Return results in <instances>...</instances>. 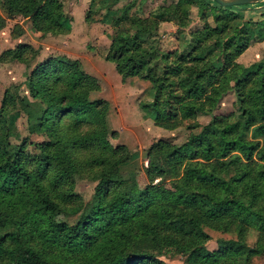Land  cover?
Masks as SVG:
<instances>
[{
  "label": "trees",
  "instance_id": "obj_1",
  "mask_svg": "<svg viewBox=\"0 0 264 264\" xmlns=\"http://www.w3.org/2000/svg\"><path fill=\"white\" fill-rule=\"evenodd\" d=\"M189 2L216 20L215 25L206 21L194 33L196 43L189 42V48H200L196 58L204 54L214 57V65L224 72L234 66V58L245 49L251 34L260 31L258 40L264 38V29L259 27L242 26L226 39L216 32L229 18L241 17L242 8L249 3ZM0 4L7 17L23 16L36 31L68 29L62 0H1ZM129 5L115 18L114 24L120 25L105 58L114 62L122 77L139 74L149 79L153 98L142 107L148 109L155 124L175 127L180 119L193 118L195 112L214 103L220 83H200L199 78L189 86L182 78L179 82L188 85L187 92L169 89L165 93L172 84L167 74L185 69L183 60L189 54L180 52V61L157 73V66L150 61L158 55L168 59L170 52L147 48L142 37L152 22L175 18L172 11L177 12L178 7H161L151 19L134 17L135 28L129 32L120 28L132 19L126 13ZM258 25H264L263 21ZM23 30L22 24L15 22L10 35L18 37ZM214 35L216 40L206 43ZM30 47L29 43H17L3 51L4 59L11 55L27 61ZM218 52L221 57L216 59ZM78 63L52 55L34 65L30 81L33 96L42 100L40 107L9 88L3 92L0 264H165L160 254L168 248L181 253L189 264H250L251 256L260 253L264 244V67L237 75L236 115H212L201 131L180 143L166 138L152 143L144 166L148 184L139 187L133 177L120 171L130 154L124 144H110L104 119L107 102L89 98L90 90L98 85ZM15 100L26 113L31 131L51 132L57 139L35 142L33 149L26 136L18 142L10 140L6 111ZM61 159L96 181L88 201L73 190L72 179L59 167ZM168 178L178 180L177 187L187 193L185 198L163 184ZM57 212L79 215L69 223L50 217ZM206 227L235 232L236 237L219 238L217 248L209 249L202 243L210 236ZM250 227L258 231V247L244 241Z\"/></svg>",
  "mask_w": 264,
  "mask_h": 264
},
{
  "label": "rangeland",
  "instance_id": "obj_2",
  "mask_svg": "<svg viewBox=\"0 0 264 264\" xmlns=\"http://www.w3.org/2000/svg\"><path fill=\"white\" fill-rule=\"evenodd\" d=\"M1 1V0H0ZM63 13L67 19L68 29L51 30L46 32H35L30 21L23 16H15L12 20L1 19L0 28V101L3 92L9 88L17 95L27 96L32 103L38 107L42 100L34 97L30 74L36 63L52 55L63 59L77 60L81 69L93 75L97 82V87L90 90V99H103L107 102L106 114L104 116L108 129L107 138L112 145L124 144L130 154V158L119 167L125 176L133 177L139 187L148 184L144 173V166L147 164L146 151L148 147L158 139L166 138L172 143H180L188 138L191 133H198L203 126L211 119L212 115L238 113V98L236 94L237 75H246L264 67V38L258 40L259 32L251 34L250 41L245 49L234 58V66L230 71L224 72L214 65V57L196 58L195 54L200 51L196 47L190 49L188 43H196L193 39L194 33L202 28L206 21L212 25L216 24L214 16L208 11L201 10L196 3L189 0H62ZM179 2V5L175 6ZM90 3V4H89ZM212 3L216 4L215 0ZM128 18L120 26L123 29L133 32L132 26L134 17L151 19L154 12L161 7L175 8V18L171 20L159 19L152 22L150 27L144 31L142 40L144 45L153 47L160 52H170L168 59H163L160 55L153 58L149 64L157 66V73L163 72L167 64L180 59L178 55L182 51H187L189 55L184 57L183 66L186 67L180 72H171L168 75L172 84L163 91L167 93L169 89L173 92H187L195 79L202 78L200 83L205 81L219 82L221 91L214 103L206 105L204 111L195 112L193 118H182L179 123L172 128H166L155 124L148 109L142 107L144 103H150L153 98V83L139 74L122 77L115 69L113 61L105 58L108 45L114 33L119 28V24H114L115 18L120 16L123 7ZM89 6V7H88ZM87 11L88 21L85 28L80 26L82 15ZM203 12L205 15H203ZM241 17H233L225 23V29L221 28L219 33L221 39H226L242 26L259 27L264 29V25L259 26L258 21L264 23V0L249 3L242 8ZM6 19V18H4ZM223 21V20H222ZM15 22H20L24 30L17 42L13 41L9 34ZM72 22V24H71ZM71 25L75 27L71 28ZM235 27V30H231ZM217 35L212 36L206 43L216 40ZM29 43L32 52L26 50L27 61H19L13 57L4 59L3 51L9 47L13 48L17 43ZM237 43V39L235 40ZM200 47V45H199ZM28 49V48H27ZM1 57H3L1 59ZM216 59L221 57L220 52L216 53ZM161 58V59H160ZM157 60V62H155ZM223 61V60H222ZM156 63V64H155ZM225 60L223 61V64ZM217 71V72H216ZM144 73V72H142ZM187 79L188 85H183L179 81ZM241 90V88H240ZM214 97H217L215 94ZM10 126L9 139L18 142L24 136L33 143L28 146L33 149L35 142L57 139L56 135L43 130L31 131L28 126V119L18 102L10 105L6 111ZM234 117V116H233ZM188 125H193L188 127ZM85 129L87 124L82 125ZM115 131L116 134H111ZM59 167L73 181V190L80 194L83 201H88L93 193L96 181L90 177L78 173L76 169L66 159L59 161ZM158 178L154 180L156 182ZM178 180L174 178L165 179L163 184L172 188L179 198H185L187 193L177 187ZM74 203V202H73ZM75 204V203H74ZM79 213L57 212L50 215L54 220L73 222ZM208 238L202 243L209 249L217 248V239L236 237L235 232L223 231L206 227ZM258 231L255 228H248L244 241L247 245L257 246ZM261 252L251 256L250 264H264V244L260 248ZM2 256L0 255V260ZM160 258L165 264H189L185 257L175 249H163Z\"/></svg>",
  "mask_w": 264,
  "mask_h": 264
},
{
  "label": "crops",
  "instance_id": "obj_3",
  "mask_svg": "<svg viewBox=\"0 0 264 264\" xmlns=\"http://www.w3.org/2000/svg\"><path fill=\"white\" fill-rule=\"evenodd\" d=\"M0 15L2 16V19H3V21L4 20H12V19H10L9 17H7L6 16V14H5V12L3 11V9H2V7H1V4H0ZM82 20H83V22L82 23H79L77 26H76V28H79L80 26H82L83 28H85L86 27V25L88 24L87 22L88 21H86L85 20V18H84V15H82ZM4 18H6V19H4ZM29 20V19H28ZM31 24V23H30ZM71 24H72V22H71ZM23 26V25H22ZM32 26V25H31ZM73 26L71 25V28H72ZM0 28H1V23H0ZM24 28V27H23ZM33 28V27H32ZM73 29H75V27H73ZM33 30H35L34 28H33ZM35 32H39V31H36L35 30ZM9 37L13 40V41H15V42H17L18 40H21L20 39V36H18V37H12L10 34H9Z\"/></svg>",
  "mask_w": 264,
  "mask_h": 264
},
{
  "label": "water",
  "instance_id": "obj_4",
  "mask_svg": "<svg viewBox=\"0 0 264 264\" xmlns=\"http://www.w3.org/2000/svg\"><path fill=\"white\" fill-rule=\"evenodd\" d=\"M215 1L223 6H231V5L248 4L259 0H215Z\"/></svg>",
  "mask_w": 264,
  "mask_h": 264
}]
</instances>
